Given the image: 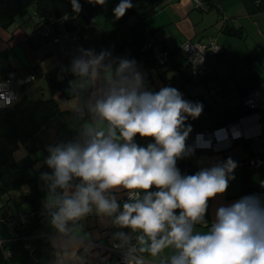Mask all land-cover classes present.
Instances as JSON below:
<instances>
[{
    "label": "clouds",
    "instance_id": "9594fccd",
    "mask_svg": "<svg viewBox=\"0 0 264 264\" xmlns=\"http://www.w3.org/2000/svg\"><path fill=\"white\" fill-rule=\"evenodd\" d=\"M70 3L79 14L78 0ZM132 7L120 0L113 15L119 20ZM61 71L72 77L66 92L79 127L71 139L46 145L39 166L46 168L39 180L55 235L54 264H87L93 244L82 222L92 215L115 229L111 244L122 264H264V198L221 204L206 220L209 201L226 193L237 163L228 158L192 175L177 167L194 151L185 121L202 114L201 103L173 87L150 90L135 59L107 49L81 47ZM14 99L0 81V109ZM137 136L152 142L141 146Z\"/></svg>",
    "mask_w": 264,
    "mask_h": 264
},
{
    "label": "crops",
    "instance_id": "0c3cea01",
    "mask_svg": "<svg viewBox=\"0 0 264 264\" xmlns=\"http://www.w3.org/2000/svg\"><path fill=\"white\" fill-rule=\"evenodd\" d=\"M82 1L90 21L79 31L87 34L88 40L83 45L75 46L74 55L82 47L94 49L97 53L107 49L114 57L132 59L131 45L141 41V36L136 35L134 29L141 20L147 31L145 44L153 39L160 48L175 51V60L181 67L184 61L177 50L186 41L218 43L220 52L209 63L208 74L204 78H192V81L183 83L174 77L176 71L167 73V77L172 78V86L169 87L176 88L185 100L201 103L203 112L213 119V123L205 125L203 114L199 116L205 130L224 125L227 117L222 113V108L239 105L249 94L250 91L245 97L240 96L238 87L241 84L254 74L259 78L264 77V0H198L207 3L204 8L198 7L196 0H131L133 7L119 20L114 17L113 9L120 0H106L103 6ZM54 32L57 33V30ZM73 56L62 59L56 48L43 44L29 16L18 18L7 28H0V81L10 72H15L17 78L35 77L26 85H15L19 99L24 96L34 100L50 97L48 74L69 66ZM62 74L67 80L55 98L62 110L72 111V102L66 92L68 80L72 77ZM145 76L150 90L159 91L165 87V80L157 68L145 70ZM212 90L216 93H212ZM207 96H212L214 101ZM236 98L241 101L233 104L231 101ZM237 121L241 126L235 135L233 147L222 152L199 151L194 143L196 135L189 133L186 144L194 151L192 155L177 161V167L185 175L195 174L202 167H210L228 158L237 163L233 173L235 179L230 181L226 193L209 201L206 214L209 222L214 219L215 210L221 204H230L246 195H259L263 170L244 167V163L251 155H263L264 149L260 146V150L254 148V120L244 115ZM135 139L141 146L152 142L139 136ZM17 196L11 194L7 208L0 210V264H54L57 259L55 235L46 217L38 227L25 226L15 230L9 228L3 219L7 215L26 214L31 210L27 203L18 205L20 199ZM82 223L84 232L89 234L93 244L86 257L87 264H95L96 257L103 252L95 247L96 244L111 246V234L115 229L95 215L87 217ZM197 230L207 229L198 225ZM29 243L31 248H27ZM6 249L12 251L9 258L5 256ZM83 252L81 248L78 255Z\"/></svg>",
    "mask_w": 264,
    "mask_h": 264
},
{
    "label": "trees",
    "instance_id": "16d2710c",
    "mask_svg": "<svg viewBox=\"0 0 264 264\" xmlns=\"http://www.w3.org/2000/svg\"><path fill=\"white\" fill-rule=\"evenodd\" d=\"M78 3L82 5V10L76 14L72 10L70 0H0V28H7L18 18L29 16L36 31L39 23H47L67 15L69 19L65 23L66 29L71 33H80L79 28L88 24L90 18L83 1L78 0ZM31 8H33L32 11ZM142 23L141 20L134 29L135 34L141 36V41L133 43L130 49L131 57L137 61L140 70L145 74V70L147 71L150 67L157 68L165 80V86L172 82V78L167 77V73L171 71H181L179 80L183 83L192 81L194 77L186 68V64L184 63L181 67L176 62L175 51H169L171 57L162 65L157 62L150 50L144 49L147 31ZM61 75H63L61 69L48 74L51 91V96L48 99L34 100L27 96L22 99L18 97L11 107L0 109V210L7 208L11 194H18L17 198L20 199L18 205L27 203L31 208L26 213L29 223L22 228L25 226L38 227L45 217L42 206L45 191L39 180V171L46 170V168L37 167L38 162L42 161V158L39 157L40 151L46 153V145L71 139L78 131L79 121L74 118V113L62 110L55 98V94L67 80L64 75L62 80L58 79ZM262 85H264V77L259 78L254 74L238 87L240 96L245 97L249 91ZM198 100L196 99V101ZM222 109V113L227 117L225 124L236 121L250 112L244 106L243 100L237 106ZM201 122L199 117L195 119L189 117L185 121V126L190 125V133L196 135L206 129ZM21 145L26 147L28 155L20 160H15L14 153ZM260 156L262 157L264 154ZM262 170L263 178L264 169Z\"/></svg>",
    "mask_w": 264,
    "mask_h": 264
},
{
    "label": "built area",
    "instance_id": "2783aa9c",
    "mask_svg": "<svg viewBox=\"0 0 264 264\" xmlns=\"http://www.w3.org/2000/svg\"><path fill=\"white\" fill-rule=\"evenodd\" d=\"M198 7H207L206 2L196 0ZM64 17V16H63ZM60 17L56 20H51L47 23H39L36 27V33L40 37L43 44L54 47L61 54L62 59H66L75 54V46L84 44L88 40L87 34L71 33L66 27V21ZM57 30V33L54 32ZM61 30V31H60ZM144 49L150 50L155 59L160 64H165L171 57L168 50L162 49L157 45V42L153 39H149L144 45ZM220 52V46L215 41L209 43L190 42L186 41L177 53L183 54L186 59V68L190 70L194 78H203L208 74L209 63L212 61L215 55ZM183 71V70H182ZM181 71H176L174 77L179 79ZM34 76H28L21 79V85H26L34 80ZM18 80L15 72L7 74L3 81L8 82V87L15 93L14 102L18 99V94L15 90L16 81ZM168 86H172L170 82ZM212 93L215 90L211 91ZM12 104V105H13ZM244 106L249 109L247 118H252L256 126V134L253 136L252 141L254 144L263 147L264 149V85L260 88H255L249 92V94L243 100ZM240 122L233 121L226 123L222 126L213 128L211 130H205L196 134L194 143L199 151H213L222 152L230 149L236 141L235 135L240 130ZM253 167L259 170L264 169V157L258 154L249 157L244 163V167ZM259 195L264 198V178L261 179ZM8 227L11 229L22 228L29 223L27 214L8 215L4 218ZM97 248H100L103 252L96 257L95 264H122L121 254L119 251L113 250L111 246H101L96 244ZM27 248H31L30 243L27 244ZM106 254V255H104ZM6 257L12 256V251L6 249Z\"/></svg>",
    "mask_w": 264,
    "mask_h": 264
},
{
    "label": "rangeland",
    "instance_id": "374dc122",
    "mask_svg": "<svg viewBox=\"0 0 264 264\" xmlns=\"http://www.w3.org/2000/svg\"><path fill=\"white\" fill-rule=\"evenodd\" d=\"M31 11L33 10V8L30 9ZM182 57H183V61L184 63H186V59L184 57L183 54H180ZM27 78V76L25 77ZM21 79H24V78H18V80L16 81V85L18 84V86L20 87L21 83H20V80ZM224 87V86H223ZM230 90V89H229ZM207 94V93H206ZM210 94V93H209ZM235 95V94H234ZM40 97V96H39ZM49 96H46V98H43V99H48ZM209 97L208 99L211 101H214L213 97L212 96H207ZM236 101H241L240 98H236L234 100H232L231 102L234 104ZM203 123L208 124V123H213V119L209 117V114L203 112ZM261 147V146H260ZM256 150H260L259 146H256L254 147ZM28 155V151L26 149V147H24V145H21L17 150L16 152L14 153V159L15 160H20L24 157H26ZM46 156V153L44 151H40L39 153V157L42 158V157H45ZM42 162H38L37 164V167H39L41 165ZM18 197V196H17Z\"/></svg>",
    "mask_w": 264,
    "mask_h": 264
},
{
    "label": "bare ground",
    "instance_id": "6f19581e",
    "mask_svg": "<svg viewBox=\"0 0 264 264\" xmlns=\"http://www.w3.org/2000/svg\"><path fill=\"white\" fill-rule=\"evenodd\" d=\"M34 76V75H33ZM216 90V89H215ZM216 93V92H215ZM233 147V146H232ZM263 148V147H262ZM251 156H253V155H251ZM262 157H264V156H262ZM248 167V166H247ZM264 178V177H263ZM89 260V259H88ZM88 262V261H87Z\"/></svg>",
    "mask_w": 264,
    "mask_h": 264
}]
</instances>
